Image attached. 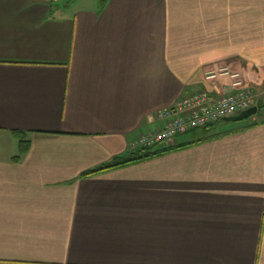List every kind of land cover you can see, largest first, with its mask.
<instances>
[{
  "label": "crops",
  "instance_id": "1",
  "mask_svg": "<svg viewBox=\"0 0 264 264\" xmlns=\"http://www.w3.org/2000/svg\"><path fill=\"white\" fill-rule=\"evenodd\" d=\"M220 68L256 114L84 175ZM0 264H264V0H0Z\"/></svg>",
  "mask_w": 264,
  "mask_h": 264
},
{
  "label": "built area",
  "instance_id": "2",
  "mask_svg": "<svg viewBox=\"0 0 264 264\" xmlns=\"http://www.w3.org/2000/svg\"><path fill=\"white\" fill-rule=\"evenodd\" d=\"M205 79L219 82L222 92H215L219 88L212 83L214 87L211 90L194 91L171 105L156 109L155 117L164 120L161 127L130 141L129 148L171 146L191 129L208 126L258 104L257 91L246 85L237 73H229L225 68H220L207 72Z\"/></svg>",
  "mask_w": 264,
  "mask_h": 264
},
{
  "label": "trees",
  "instance_id": "3",
  "mask_svg": "<svg viewBox=\"0 0 264 264\" xmlns=\"http://www.w3.org/2000/svg\"><path fill=\"white\" fill-rule=\"evenodd\" d=\"M259 103V102H258ZM257 107L259 109V104H257ZM203 128V127H202ZM195 129H199V128H195ZM195 129H191V130H195ZM190 130V131H191ZM189 131V132H190ZM188 132V133H189ZM184 145L183 144H179L177 147H180ZM27 146H28V141L27 140H22L20 147H19V153H23L24 151L27 150ZM174 146H162V147H157V146H139L136 147L134 149H128V152L119 157L116 158L114 160H111L109 162L103 163L101 165H99L98 167L91 169L89 171H86L84 173V175H89V174H93L102 170H107V169H111V168H115V167H121V166H125L127 164H131V163H136V162H140L143 160H147L156 156L161 155L164 152H167L171 149H173Z\"/></svg>",
  "mask_w": 264,
  "mask_h": 264
},
{
  "label": "water",
  "instance_id": "4",
  "mask_svg": "<svg viewBox=\"0 0 264 264\" xmlns=\"http://www.w3.org/2000/svg\"><path fill=\"white\" fill-rule=\"evenodd\" d=\"M258 112V107L257 106H253V107H250L246 110H243L241 112H239L238 114L236 115H233V116H230V117H226L224 118V120H227V121H242V120H245L249 117H251L252 115L256 114Z\"/></svg>",
  "mask_w": 264,
  "mask_h": 264
},
{
  "label": "rangeland",
  "instance_id": "5",
  "mask_svg": "<svg viewBox=\"0 0 264 264\" xmlns=\"http://www.w3.org/2000/svg\"><path fill=\"white\" fill-rule=\"evenodd\" d=\"M251 87V86H250ZM259 102V101H258ZM259 104V103H258ZM259 106H262L261 104H259ZM259 109H261V107H259Z\"/></svg>",
  "mask_w": 264,
  "mask_h": 264
}]
</instances>
